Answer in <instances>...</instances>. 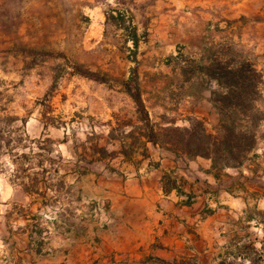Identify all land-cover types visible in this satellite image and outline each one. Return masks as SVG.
<instances>
[{
	"label": "rangeland",
	"instance_id": "374dc122",
	"mask_svg": "<svg viewBox=\"0 0 264 264\" xmlns=\"http://www.w3.org/2000/svg\"><path fill=\"white\" fill-rule=\"evenodd\" d=\"M148 6L132 0H0V264H52L56 239L81 216L74 182L85 174L75 171L80 167L99 179L117 169L120 154L142 153L143 117L124 90L133 71L156 126L188 128L199 120L185 115L186 98L203 96L200 78L212 61L258 73L257 105L264 114V60L249 50L243 27L239 42L227 36L218 46H209L200 30L190 41L189 30L176 27L169 43L160 38L168 29L149 19L136 23L134 11L146 19ZM118 13L125 24L107 22V15ZM127 27L139 36L135 53ZM217 119H204L207 128ZM259 136L264 146V119ZM258 171L263 177L264 158ZM35 173L43 196L23 190ZM97 202L90 203L91 216Z\"/></svg>",
	"mask_w": 264,
	"mask_h": 264
},
{
	"label": "crops",
	"instance_id": "0c3cea01",
	"mask_svg": "<svg viewBox=\"0 0 264 264\" xmlns=\"http://www.w3.org/2000/svg\"><path fill=\"white\" fill-rule=\"evenodd\" d=\"M132 1L150 5L146 19L134 11L136 23L149 19L168 29L160 35L164 41L175 42L169 32L177 27L189 30L190 41L200 30L209 46H218L227 36L239 42L243 27L249 50L264 60V0ZM200 79L203 96H188L184 112L199 120L216 114L213 128L219 121L214 89ZM142 146L132 158L120 154L117 169L99 179L92 173L75 179L81 216L56 239L49 263L264 264V176L257 172L263 145L243 166L218 175L209 159H188L146 141ZM94 201L104 203L103 214L90 215Z\"/></svg>",
	"mask_w": 264,
	"mask_h": 264
},
{
	"label": "trees",
	"instance_id": "16d2710c",
	"mask_svg": "<svg viewBox=\"0 0 264 264\" xmlns=\"http://www.w3.org/2000/svg\"><path fill=\"white\" fill-rule=\"evenodd\" d=\"M111 19L118 26L125 24L122 13L115 16L107 15V22ZM127 31L133 45L132 52L135 53L139 46V38L131 27H127ZM211 65L213 66L207 69L203 77L207 84L212 83L217 87L212 90L211 100L219 115V121L212 129L207 128L204 120H193L188 128L152 124L141 99L136 71H133L129 80L124 83V90L134 100L138 111L142 114V122L145 125L143 139L146 142L159 145L176 155H184L188 159L197 157L209 159L212 162V169L218 175L228 168L243 166L257 149L260 140L259 128L264 114L257 105L259 76L256 71L240 65L230 68L216 61H212ZM2 140L0 137V150ZM36 157L40 158L42 155L37 154ZM40 165L43 166V163L41 162ZM75 172L80 175L88 173L87 170L82 171L80 167ZM39 176V173H35V177L31 179V186L23 184L26 193L37 196L45 194L41 189L42 181ZM39 218L38 215L33 216L36 222L35 233L41 236L42 229L37 222Z\"/></svg>",
	"mask_w": 264,
	"mask_h": 264
},
{
	"label": "built area",
	"instance_id": "2783aa9c",
	"mask_svg": "<svg viewBox=\"0 0 264 264\" xmlns=\"http://www.w3.org/2000/svg\"><path fill=\"white\" fill-rule=\"evenodd\" d=\"M105 211L104 203H98L94 209L95 215L103 214Z\"/></svg>",
	"mask_w": 264,
	"mask_h": 264
}]
</instances>
